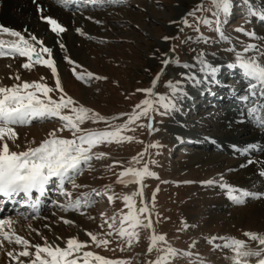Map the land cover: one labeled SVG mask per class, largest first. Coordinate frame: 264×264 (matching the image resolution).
<instances>
[{
	"label": "snow or ice",
	"instance_id": "obj_1",
	"mask_svg": "<svg viewBox=\"0 0 264 264\" xmlns=\"http://www.w3.org/2000/svg\"><path fill=\"white\" fill-rule=\"evenodd\" d=\"M83 3L102 7L109 3V0H83ZM243 3L249 17H255L264 23V6L257 8L251 0H243ZM234 7V0H210L209 7L205 8L202 4L197 5L179 22H174L177 23L180 32L184 30L181 27L183 25L192 28L196 33L194 37L190 36L186 40H181V44L189 40L194 43H215V40L206 37L200 29L204 26L215 32L220 42L230 45L225 51L234 54L232 61L227 64L213 63L208 59L206 51L193 50L196 52L192 57L193 63H180L178 59H169V55L175 52L174 45L167 52L160 53L159 57L154 53V58L159 59L161 64L159 71L151 79L150 86L134 90L135 93L143 94L144 98L133 104L129 111L114 114L110 118L91 107L84 106L68 95L58 72L54 50L46 46L43 38H38L30 32L25 36L21 31L0 25V34L13 38L11 40L0 39V57L26 58L21 67L28 70L34 65H43L50 70L54 80L53 86L50 87L44 82V77H41L39 81L28 82L21 81L19 75H16L14 79L19 81L18 83L0 87V202H12L20 206L19 209H13L18 217L27 219L31 216L35 219L41 210L44 198L50 191V186H53L56 194L64 199L63 202L53 199L49 203L64 212H80L82 208L87 209L94 203L95 197L104 195L107 196L109 202L121 198L127 209L126 212L120 211L112 216H105L102 212L99 227L103 229L106 226L107 231L102 234L88 231L87 240L81 241L76 237H71L62 242L63 246L61 242L49 243L44 237H41L44 239L43 245L31 244L28 239L15 233L13 228L15 221L10 218H0V252H3L7 258V264H131L128 259H108L94 251L84 249L89 243L97 248H108L111 238L117 237L122 241L126 240L124 247L121 248L123 251L124 248L139 240L141 230L151 232L145 255L156 252L155 258L146 259L145 264H173L178 257L191 258L193 256H195V261L190 259L189 264H207L198 253L191 251L196 247V240L192 241L188 250H180L167 241L165 234L156 232L152 219L155 213L156 193L153 192L150 201L146 200L143 182L146 177L156 176V173L149 168V163H155L152 159L154 153L150 150H158L162 145L154 141L145 143L138 140L135 135L128 133H135L138 129L147 130L148 135L151 136L158 132L156 125L159 122L155 118L157 116L171 117L182 111L183 102L192 98L188 88L210 92L212 86L220 85L218 74L222 67L229 70H242L241 76L246 84L243 94L237 93L236 89H232V93L234 98L246 108L250 121L256 126L264 127V118L257 115L261 109H264V103L260 102L264 100V63L260 60L264 57V50H261L256 43L244 44L242 41L240 42L243 44L242 50H237L233 38L225 35L224 25ZM37 12L41 13L40 19L48 25L51 33L56 35L55 43L59 49L65 51V44L59 39L60 35L66 31L65 27L57 19L44 15L40 5H37ZM205 12L209 15H204ZM188 17H192L191 22ZM248 22L250 23L251 20L249 19ZM234 31L251 40L264 39V37H258L255 30L248 31L243 27H237ZM76 32L84 35L79 28ZM177 38V36L163 37L165 41ZM249 53L252 55H248ZM212 55L215 56L216 53ZM62 59L72 66V75L77 81L88 84L93 80L107 79L104 76L94 75L91 71H78L81 65L67 54ZM170 65H175L185 71L177 73L179 79L169 78L164 81L163 87L167 91L159 92L157 88L168 75ZM127 98L128 96H125V99ZM241 114L243 115V112ZM52 118H56L60 126L47 133L39 144L34 147L26 146L23 151L11 150L12 146L19 147L16 144L17 133L14 131L16 126L29 125L32 121H50ZM86 121L103 123L104 128L90 130L83 127ZM117 121L120 122L117 123ZM65 131L70 133V138L61 135ZM132 141L144 144V149L131 158L128 166L119 171L116 182L124 185H137L135 191L120 197L111 192L110 185H104L103 192L92 189L79 193L73 199V191L85 187L76 183L77 177L86 168L91 169L93 159L99 161L105 158L104 152L94 151L98 145L113 143L122 145ZM233 149L247 154L256 150V146L247 145L240 149L233 145ZM116 163L119 162L113 161V164ZM248 163L264 165V162L253 160H249ZM136 165L142 166L137 167ZM259 175L264 176V170H261ZM204 183L211 186L217 181L209 179ZM219 187L227 189V198L235 204H242L245 198L249 197H264V193L236 189L224 183L222 179ZM137 197H139V206H137ZM89 219L93 218L89 217ZM159 220V214L156 213L155 223H159ZM63 222L65 224L74 223L67 219ZM189 227L184 222L178 230L183 231ZM243 235L247 240L213 236L208 238V243L212 244L214 249L229 250L231 255H226L224 258L231 264H264V233L246 231ZM217 239L224 243L215 244L214 241ZM59 240L60 238L57 237L56 241ZM5 242L9 247H5ZM12 245L16 248H12Z\"/></svg>",
	"mask_w": 264,
	"mask_h": 264
},
{
	"label": "rangeland",
	"instance_id": "obj_2",
	"mask_svg": "<svg viewBox=\"0 0 264 264\" xmlns=\"http://www.w3.org/2000/svg\"><path fill=\"white\" fill-rule=\"evenodd\" d=\"M251 2L258 4V7L264 6V0H251ZM201 4L207 8L210 6V0H185L183 2H179V0H115V4H107L102 7L67 10L69 14L71 13V24L74 26V31L72 29L73 32H70L71 36L63 34L59 37L65 44V51H61L55 43V34L53 38H50L51 40L44 39V35L48 36L49 31H42L41 36L31 23L22 26V31L26 33L25 36L30 32L38 38H43L46 46L53 48L58 72L68 95H71L84 106L91 107L110 118L114 114L129 111L133 104L144 98L143 94L135 93L134 90L150 86L151 79L159 71L161 64L159 59L154 58V53L159 57L160 53L167 52L174 45L176 55L173 58L178 59L180 63L191 59L196 54L193 50L198 49L206 51L210 56H213L212 53H216V55H225L224 57L234 59L233 53L225 51L230 45L220 42L216 33L204 26H201L200 31L206 37L215 40V43H194L189 40L181 44V40H186L190 36L194 37L196 33L192 28L183 25L181 27L184 30L180 32L177 23L174 22H179L186 13ZM234 4L235 7L224 25L225 35L233 38L237 50H242L243 44L240 43L241 41L244 44L256 43L261 50H264V39L251 40L247 36L234 31L237 27H243L248 31L255 30L258 37H264V25H261L263 23L259 19L247 15L243 0H234ZM61 8L63 9V7ZM204 15H209V13L205 12ZM30 17L26 18L31 19ZM188 19L190 22L192 21V17H188ZM249 19L251 20L250 23L248 22ZM77 28L82 30L83 36L76 32ZM165 36H177L178 38L165 41L163 39ZM0 39L11 40L13 38L6 34H0ZM65 54L81 65L77 69L78 71H91L94 75L104 76L107 79L93 80L88 84L77 81L72 75V66L62 59ZM248 55H252V53ZM25 60L26 58L18 56L0 57V87L12 86L14 83H18L19 81L14 79L16 75H19L21 81L28 82L39 81L41 77H44V82L50 87L53 86L54 80L49 69L43 65H34L30 70L23 69L21 65ZM260 60L264 63V57H261ZM177 69L174 73L168 70V75L161 81L157 91H167L163 87V83L167 79L180 78L177 73L184 69ZM125 96H128V98L125 99ZM225 106L226 103H222L221 107L210 108L214 112L209 115H207L208 112H205L192 116H189L190 112L187 113L188 111H185L182 107L181 113L177 112L171 117L157 116L155 119L159 123L156 127L159 131L151 136L148 135L147 130L138 129L135 133H128L129 135H135L138 140L145 143L154 141L162 145L158 150H150L154 153L152 159L155 163H149V168L156 173V176L146 177L143 182L146 200L150 201L153 192L156 193L155 213L152 217L156 232L165 234L167 241L180 250H188L192 241L196 240V247L191 251L198 253L207 264H231L229 260L224 258L226 255H231L230 251L227 249H214L213 245L208 243V238L227 236L247 240L243 233L246 231L260 233L259 229L264 225V217L250 216L251 218L245 219L237 212V207L249 205L253 200L231 205L225 211L217 209L214 216V207L211 201L218 197L220 199L225 198L224 192H227V189L220 188V191H218L215 188L206 186L204 182L213 177L215 174L213 171L217 168L203 165L202 161L188 166L186 163L196 153L207 150L214 153L217 150L212 148L205 150L200 146L184 148L182 145L177 144L168 122L172 118H179L181 127H187L191 133H195L200 137L205 133L214 135L212 141L217 142L218 138L224 137L227 132H231L230 135L234 136V132L229 130L227 124H221L223 117L228 114V111L224 110ZM219 109L220 112H217ZM180 117L188 119L187 121L190 124H185ZM205 120L209 123L211 121V125L206 131L205 126L203 127V121L206 122ZM119 122L117 121V123ZM235 122H238V120ZM235 122H228V125H234ZM59 126L56 118H52L50 121H33L29 125L16 126L14 131L17 133L16 144L19 147L12 146L11 150L23 151L26 146L34 147L46 137L47 133ZM83 127L90 130H101L104 125L103 123L86 121ZM61 135L70 138V133L67 131L61 133ZM143 149L144 144L135 141L125 142L122 145L114 143L111 145H98L94 151L104 152L106 154L105 158L99 161L93 159L91 169L86 168L77 177L76 183L85 187L74 190L73 195L76 197L79 193L91 191L92 189L103 192L104 185H110L111 192L120 197L135 191L137 185H124L116 181L119 171L128 166L131 158ZM226 155L234 158V154L227 153ZM113 161L119 163L113 164ZM231 173L232 171L223 175H215L214 179L218 182L223 177L227 178ZM211 186H216V183ZM68 187L70 189V186ZM210 194L212 195L210 196ZM63 199L59 196L56 198L58 202H63ZM136 201L137 206H139V197L136 198ZM120 211H127L123 200L117 198L109 202L106 195L95 197L94 203L87 209L82 208L80 212H64L56 207H50L49 210L42 213L41 217L33 220L36 230L32 233L33 235H31L29 241L31 244L44 243V239L41 238L44 237L48 242H51V239L56 235H60L58 232L62 231L67 238L79 236V240L85 241L88 239L86 236L88 231L101 234L107 231L106 226L103 229L99 227L102 212L105 216H112ZM156 213L160 217L159 223H155ZM73 214H76V216ZM89 217L93 219H89ZM165 217L168 219L165 220ZM52 218L58 219V223H62L64 218H68L74 223L65 224L63 222V226L57 227L58 229L55 232L50 227H45L49 224V221H52ZM184 222L190 227L179 231L178 229ZM58 225L56 224V226ZM55 233L57 234L55 235ZM150 235V231L141 230L139 240L124 248L123 251L121 248L124 247L126 240L122 241L117 237L111 238L108 248H97L89 243L84 250L94 251L96 254L103 255L108 259H128L131 264H145L146 259H154L156 256L155 251L150 255H145ZM214 243L222 245L224 242L217 239ZM12 246L16 248L15 245ZM30 251H34V249H30ZM190 259L195 261V256L191 258L178 257L173 261V264H189Z\"/></svg>",
	"mask_w": 264,
	"mask_h": 264
},
{
	"label": "bare ground",
	"instance_id": "obj_3",
	"mask_svg": "<svg viewBox=\"0 0 264 264\" xmlns=\"http://www.w3.org/2000/svg\"><path fill=\"white\" fill-rule=\"evenodd\" d=\"M183 1L185 0H179V2H183ZM37 5H40L42 7L44 15L57 19V21L62 26L65 27L66 31L62 33L61 35L63 34L70 35V32L74 31L73 29L74 26L71 24L72 23L71 13L69 14L67 10H65L64 8L63 9L61 8V5H64L66 8V6H68L69 4H65V2H61V1L58 2L56 0H0V25L17 29L18 31H21V33L25 35L26 33L22 31V26L26 25L27 23H31L34 26V28L36 27L39 35H41L40 33L42 31L44 32L49 31V35L46 36L45 34L44 39L51 40L50 38L54 37V33H51L48 25L40 19L41 13L37 12ZM254 5L257 8H259L258 4L254 3ZM26 17H30L31 19H27ZM261 25H264V23ZM224 56L225 55L221 56L218 54L216 56L208 55V59L213 63H221V64H227L228 62L233 60L232 58H229L227 56L224 57ZM187 62L193 63L192 58L189 59ZM176 69L177 68L175 66H172V65L169 66V72L171 71L172 73H174ZM229 71L233 72V75H234L233 77L231 76L228 77V75H226L229 73ZM222 76H226L227 80L225 82L231 84L234 82L235 78L240 79L241 72H239L237 69L229 70V69L222 67L221 72L218 74V77H222ZM241 80H242V83L239 85L238 93H242L246 87V84L243 81L242 77H241ZM188 91H189V95L192 98L190 100L184 101L182 107H184L185 111H188L187 113L190 112L189 116L200 115L205 112H208L207 115H209L210 113L214 112L211 109L205 108V105L203 104L205 101H207L212 96H214L211 94L212 92L211 90L209 92V91L197 90L194 88H188ZM262 101L263 100H261L260 102ZM239 116L240 115L238 113H235V111H229L226 117L224 116L228 120H226L223 117L221 124H224V123L227 124L226 126H228L229 130L234 132V136L230 135L231 132L230 133L225 132L226 133L225 136L222 138L219 137L220 139L218 138V141L216 142V144H213V141H212L214 135H209L208 133H205L204 135L202 134L203 138H201L199 135H196L195 133H191V131H189L187 127L185 128H183L184 126L181 127L182 125H181V121L179 118H175V119L172 118V120L168 122V124L172 130V134L174 135V138L177 144L184 145L186 148L190 147L188 145L190 144L192 146H200L205 150L210 149V148L217 150V152H214V153L213 152L210 153L208 152V150L202 151L200 153H196L194 157L191 158L186 163L187 166L194 164V163H198L199 161H202L203 165H210L212 167H216L217 169L213 171L215 174L213 175V177L210 178L213 180H215L214 179L215 175H223V174H226L227 172L232 171V173L229 174L227 178L223 177L222 181L224 183L231 185L232 187L236 189L247 190L250 192L264 193V176L259 175V172L261 170H264V165H262L261 163H248L249 160L264 162V127L256 126L254 125V123L250 121V119L247 120L245 118L241 119L243 122L241 121L235 122L237 117ZM180 118H182L181 120L184 121L185 124L189 123L187 121L188 119L183 118V117H180ZM228 122H235V123L234 125L229 126ZM203 123H204L203 127L205 126V131H206V129H208V127L211 125L210 124L211 121L210 123L207 121L206 122L203 121ZM215 136H219V135H215ZM178 137L180 139H177ZM198 141H200L201 143ZM233 145L238 146V148L240 149H243L247 145H254L256 146V150L250 151L247 154H242L240 151L234 150ZM227 153L231 155L235 153L234 158H231L229 155H226ZM220 181L221 179L216 183V186H209L206 183L205 185L211 188H215L218 191H220V187H219ZM224 194H225V198L220 199L218 197L211 201L214 207V210L212 209L214 216L217 213L216 212L217 209L225 211L227 207H230L231 205L235 204L227 198V192H224ZM234 194H238V193H234ZM211 195L212 194H210V196ZM73 199H75L74 195H73ZM249 200H253L251 204L236 208L237 212L241 214L240 216H244L245 219L249 218L250 216L256 217V218L264 217V197L245 198V202ZM41 215L42 213L36 216L35 219L31 218V216L25 219L23 217L16 216L15 213L13 212V213L7 214L6 216H2L0 218H10L13 221H15L13 225L15 233L29 240L31 235H33L32 233L36 230V225L33 222V220L38 219L39 217H41ZM73 215L76 216V214H73ZM68 218H64L62 220L63 221L65 219L69 220L70 218L69 219ZM58 222H59L58 219L52 218V221H49V224H47V226L56 232V229H58L57 227L63 226L62 223H58ZM56 224L57 225L59 224V225L56 226ZM259 231L260 233L261 232L264 233V225L260 227ZM58 233L60 235H56L57 233H55L56 236L53 239H51V242L49 243L61 242V246H63L62 242L66 241V239L68 238L66 237V234L63 233V231L58 232ZM57 237L60 238L59 241H56ZM75 237L79 239V236H75ZM38 243L43 245L42 242H38ZM5 247L6 248L9 247L6 242H5ZM11 247L13 248V246ZM0 264H7V258L5 257L3 252H0Z\"/></svg>",
	"mask_w": 264,
	"mask_h": 264
},
{
	"label": "water",
	"instance_id": "obj_4",
	"mask_svg": "<svg viewBox=\"0 0 264 264\" xmlns=\"http://www.w3.org/2000/svg\"><path fill=\"white\" fill-rule=\"evenodd\" d=\"M176 55V52L169 55V59H172Z\"/></svg>",
	"mask_w": 264,
	"mask_h": 264
}]
</instances>
